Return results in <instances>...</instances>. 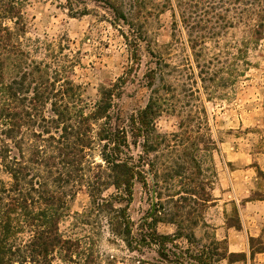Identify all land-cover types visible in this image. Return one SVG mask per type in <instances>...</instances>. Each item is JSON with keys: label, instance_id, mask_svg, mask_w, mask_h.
<instances>
[{"label": "rangeland", "instance_id": "1", "mask_svg": "<svg viewBox=\"0 0 264 264\" xmlns=\"http://www.w3.org/2000/svg\"><path fill=\"white\" fill-rule=\"evenodd\" d=\"M117 1L123 3L127 21L106 0H24L25 36L39 42V56L51 48L72 62L68 77L80 85L85 102L93 103L100 87L122 80L112 98L111 122L127 131L129 153L143 160L145 181L134 182L127 210L131 248L104 224L94 223L95 217L90 226L75 219L89 205L84 189L68 200L59 229L65 236L89 232L103 258L113 264H199V258L228 264L227 258L220 259L225 244L204 226L205 208L192 200L198 203L208 192L214 181L213 153L228 134L248 137L256 149L264 148V35L253 43L246 26L222 28L211 10L203 12L207 3L196 8L184 0L186 10L195 13L190 23H180L178 0ZM155 98L160 112L153 117L154 130L167 135L170 147L145 153L130 119L149 101L155 111ZM0 179H6L1 171ZM188 189L195 195L183 193ZM155 190L162 192L160 200ZM113 192L110 188L105 195ZM176 192L189 199L185 211L192 214L177 217L176 224L155 226V208L161 202L173 209L167 194L175 200ZM154 226L159 234L180 235L163 245L153 243L146 234Z\"/></svg>", "mask_w": 264, "mask_h": 264}, {"label": "trees", "instance_id": "2", "mask_svg": "<svg viewBox=\"0 0 264 264\" xmlns=\"http://www.w3.org/2000/svg\"><path fill=\"white\" fill-rule=\"evenodd\" d=\"M106 1L127 21L123 3ZM178 1V21L190 23L195 12L186 10V1ZM188 1L196 8L207 3L203 12L208 15L211 10L224 29L237 23L248 28L253 43L263 38L264 0ZM23 6L24 0H0V171L6 176L0 179V264H113L103 258L89 232L65 236L59 223L68 214V200L84 189L89 205L76 212L75 219L90 226L95 217L94 223L104 224L110 235L132 247L128 204L134 182L144 183L145 177L141 156L136 161L129 153L127 131L111 122L112 98L123 82L118 79L109 88L100 87L98 98L85 102L80 85L68 77L72 62L51 48L39 56V42L25 36ZM219 9L223 13L216 12ZM159 102L155 98L154 111L149 101L130 119L145 153L170 147L167 135L154 130ZM212 183L198 203L192 200L194 204L205 208ZM110 188L114 192L105 195ZM155 189H159L156 180ZM155 192L160 200L162 192ZM183 193L195 195L192 189ZM175 195L179 196L174 200L167 194L166 203H173V209L161 202L155 208V226L176 224L177 217L192 214L185 211L189 199L180 192ZM155 226L146 234L153 243L163 245L180 235L159 234ZM235 257L243 255L228 254L225 247L220 259L230 263ZM197 262L208 264L202 258Z\"/></svg>", "mask_w": 264, "mask_h": 264}, {"label": "crops", "instance_id": "3", "mask_svg": "<svg viewBox=\"0 0 264 264\" xmlns=\"http://www.w3.org/2000/svg\"><path fill=\"white\" fill-rule=\"evenodd\" d=\"M227 135L213 153L215 177L204 226L228 254V264H264V148L248 137Z\"/></svg>", "mask_w": 264, "mask_h": 264}]
</instances>
